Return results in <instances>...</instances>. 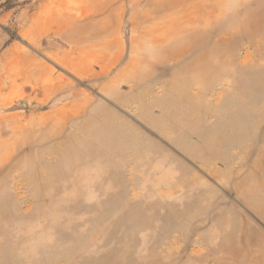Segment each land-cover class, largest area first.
Wrapping results in <instances>:
<instances>
[{
    "label": "rangeland",
    "instance_id": "1",
    "mask_svg": "<svg viewBox=\"0 0 264 264\" xmlns=\"http://www.w3.org/2000/svg\"><path fill=\"white\" fill-rule=\"evenodd\" d=\"M0 264H264V0H0Z\"/></svg>",
    "mask_w": 264,
    "mask_h": 264
}]
</instances>
